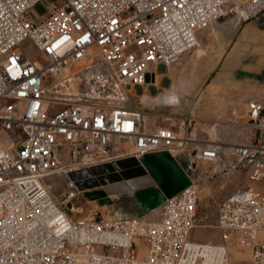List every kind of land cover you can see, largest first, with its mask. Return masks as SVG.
I'll list each match as a JSON object with an SVG mask.
<instances>
[{"label": "built area", "instance_id": "built-area-1", "mask_svg": "<svg viewBox=\"0 0 264 264\" xmlns=\"http://www.w3.org/2000/svg\"><path fill=\"white\" fill-rule=\"evenodd\" d=\"M43 1L0 0V264H233V250L249 253L241 264H264V187L239 186L221 202L211 225L221 242L191 240L200 185L183 160L200 142L197 121L152 127L132 99L158 65L201 47L199 29L226 17L250 21L264 0H51L52 11L28 18ZM249 119L256 141L207 144L194 157L228 161L264 182L263 102H249ZM161 151L192 182L165 200L157 220L77 219L75 183L68 178L60 200L44 184Z\"/></svg>", "mask_w": 264, "mask_h": 264}, {"label": "rangeland", "instance_id": "rangeland-1", "mask_svg": "<svg viewBox=\"0 0 264 264\" xmlns=\"http://www.w3.org/2000/svg\"><path fill=\"white\" fill-rule=\"evenodd\" d=\"M51 2V0H45L36 5L28 13V18L37 19L45 16L47 12L55 8V5ZM221 20L225 21L227 19L217 20L210 27L197 31L201 45L204 44L206 46L209 56L215 57L214 59L212 58L213 61L207 63L206 72L208 76L202 82L200 90L191 97L190 103L182 104L183 106L180 107L174 106L176 108L174 114L177 117L182 115L185 118L188 116L196 117L195 114L199 106L203 104L210 91L212 89H224L227 86V81L231 85L245 88L247 94L254 93L256 99L264 103V12L247 22L238 19L237 28L239 30L229 29V33L232 36L230 39L223 38L218 29L211 31V27ZM22 48L27 54L34 53L30 41L24 42ZM228 49L230 53L227 52ZM223 53L224 56L229 53V56L225 58L222 56ZM177 64L170 66L169 69H175ZM193 68L195 69L196 65ZM193 68L190 70L194 71ZM157 80L158 78H156ZM78 90L85 92L89 90V87L87 84L82 83ZM132 99L138 105L137 107L141 109L139 107V97L135 96ZM247 127H251L252 131H255L256 136H259V129L255 125L248 122ZM193 149V147H189L183 160L184 168L200 185L197 213L200 227L192 232L190 239L197 242L218 243L221 242L219 233L211 225L215 223L217 210L221 202L228 198L239 186L262 188L264 187V182H254L253 178L260 176V173L254 171L246 179L238 170L231 169L228 161L198 160L193 155ZM187 163L190 167H188ZM68 180L67 175L58 174L46 178L44 184L50 187L53 195L60 200L63 191L68 190ZM150 184H152V181L149 178H140L135 181L102 186L91 190L92 192H102V195L96 198H90L86 192H80L74 203L81 212L75 214V218L89 219L94 216H104L108 218H139L145 221L158 219L162 214L163 205L156 209L148 210L143 208L132 197L136 190ZM207 225L210 226L204 227ZM258 242L264 243V231L259 233ZM142 253H144L143 247ZM248 258V252L232 251L233 264H241L243 263L241 259L247 260Z\"/></svg>", "mask_w": 264, "mask_h": 264}, {"label": "crops", "instance_id": "crops-1", "mask_svg": "<svg viewBox=\"0 0 264 264\" xmlns=\"http://www.w3.org/2000/svg\"><path fill=\"white\" fill-rule=\"evenodd\" d=\"M224 19L227 20L215 23L211 31L218 29L223 38L230 39L232 36L229 29L239 30L237 28L238 19L236 17ZM211 41L214 43L213 40ZM207 51L206 46L202 44L197 51L184 54L177 62L178 64L176 63L175 69L158 65L150 76V83L136 89L140 99L139 107L150 114L152 127H168L175 130L182 127L185 117L183 115L177 117L174 114L176 106L165 98L175 93L180 97L179 107L190 103L191 97L200 90L202 82L208 76L207 63L213 61L212 58L215 57L209 56ZM229 51L228 49L227 52ZM229 53L224 57L229 56ZM192 68L194 71L190 70ZM156 78H158L157 81ZM250 101L259 100L256 99L254 93L247 94L245 88L231 85L229 81L224 89H212L194 117L197 121V134L200 142L193 146V150L212 143H252L256 141L255 131L247 127L248 122L251 123L249 119ZM237 170L243 175L241 169Z\"/></svg>", "mask_w": 264, "mask_h": 264}, {"label": "water", "instance_id": "water-1", "mask_svg": "<svg viewBox=\"0 0 264 264\" xmlns=\"http://www.w3.org/2000/svg\"><path fill=\"white\" fill-rule=\"evenodd\" d=\"M68 178L80 192H86L90 198L102 195V192H92V189L149 178L152 184L139 188L132 196L148 210L160 207L166 199L176 196L192 182L182 165L167 151L149 153L140 160L130 157L75 170L68 173Z\"/></svg>", "mask_w": 264, "mask_h": 264}, {"label": "clouds", "instance_id": "clouds-1", "mask_svg": "<svg viewBox=\"0 0 264 264\" xmlns=\"http://www.w3.org/2000/svg\"><path fill=\"white\" fill-rule=\"evenodd\" d=\"M165 99L173 105L178 106L180 104V97L175 93H172L170 96H167Z\"/></svg>", "mask_w": 264, "mask_h": 264}]
</instances>
